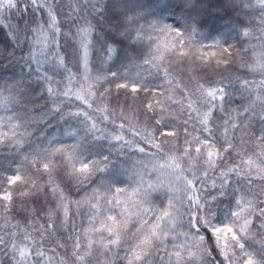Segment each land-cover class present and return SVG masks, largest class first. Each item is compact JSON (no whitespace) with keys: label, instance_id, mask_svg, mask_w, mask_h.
I'll return each instance as SVG.
<instances>
[{"label":"snow or ice","instance_id":"snow-or-ice-1","mask_svg":"<svg viewBox=\"0 0 264 264\" xmlns=\"http://www.w3.org/2000/svg\"><path fill=\"white\" fill-rule=\"evenodd\" d=\"M179 7L183 25L170 0H0V62L20 69L0 107L26 105L34 79L41 122L73 138L32 142L27 108L0 118V264H264V0ZM214 8L216 51L178 73L165 53L188 55Z\"/></svg>","mask_w":264,"mask_h":264},{"label":"trees","instance_id":"trees-1","mask_svg":"<svg viewBox=\"0 0 264 264\" xmlns=\"http://www.w3.org/2000/svg\"><path fill=\"white\" fill-rule=\"evenodd\" d=\"M7 30L0 31V56H7L9 52L12 51V49L7 47L8 37L6 36ZM121 49H127V44H123L120 46ZM144 49H140L139 52H136V54H141ZM26 51V49H25ZM131 50H129L130 52ZM17 57L21 55L20 50L16 51ZM186 70V69H185ZM184 70V71H185ZM209 72L211 73V69H209ZM229 73H225V75H228ZM232 75H235L237 73H231ZM243 74V73H239ZM20 75V69L19 67L12 68L11 65L8 63V61H2L0 62V91H3L5 88L11 89L14 87V85L18 82V78ZM59 78V77H58ZM249 79H256L259 80L258 75H249ZM184 79L187 80V75H184ZM27 89V100L29 101L26 105H19L16 109L13 111H9L8 109L12 108V105H8V108L0 107V118H3L4 125H8V119L9 116H15L18 112L22 114L23 109L27 108L30 113V119L33 121L32 126L29 128V131L33 132L34 134L31 137V141L34 143H39L43 141V135L46 136H56V139L66 145H70L73 143V138L67 137L63 135V129L67 127V125H64L63 122H58L57 119H52L51 126L46 125L45 123L41 122V117L44 118V120L49 119V115H46L48 113V107L46 105V94H43V88L44 86L42 84H38L34 79L28 80L25 79L24 81ZM5 96L8 95L7 92L4 93ZM115 97L112 98V106L114 107V101ZM16 121L13 120V123ZM0 131H8L7 127L0 126ZM22 131V130H21ZM46 143V141H44ZM7 151H0V161H2V158L4 156H7ZM138 155V154H137ZM125 167H131V162L129 164L125 165ZM132 172L129 171L127 175H122L120 177V180L123 182L119 186L120 187H126L131 190L132 187L135 186L134 180L131 178ZM147 179V177H145ZM90 194V189L87 193L84 192V190H80L79 192L73 191L72 197L73 199H79L81 196ZM159 203V201H157ZM72 211H76L75 207L73 206ZM82 217L77 216L74 217V221L76 225H80L82 221Z\"/></svg>","mask_w":264,"mask_h":264},{"label":"rangeland","instance_id":"rangeland-1","mask_svg":"<svg viewBox=\"0 0 264 264\" xmlns=\"http://www.w3.org/2000/svg\"><path fill=\"white\" fill-rule=\"evenodd\" d=\"M154 0H133V3H140L143 4L145 8H147L150 3H153ZM170 2L173 5L177 6V11L175 13V15H169L166 14L165 15V22L169 23V24H173V25H183V19H181V9H180V5L183 3V0H170ZM207 2L209 4L212 5H217L219 0H207ZM223 15V12L221 11L219 14H217L216 9L214 8L212 10V14L208 15H202L199 17L200 20V27H198L196 33L194 35L191 36L190 38V50L188 51V55L186 56H181L180 53H176V52H167L165 53L168 62H170L177 70L178 73H181L182 75L184 74V70L188 69L189 65L193 64V61L195 59V55L198 54V52L203 49L204 51H208V52H212V51H216V48L211 47L212 45H214L215 43V39H218V30L221 29V25L223 24V20L220 19V16ZM149 20L154 19L153 17L149 16L148 17ZM141 23H144V21H141ZM166 37L161 36L159 43L163 44L165 41ZM232 43L235 44V41H231ZM239 49V45H237L236 50ZM144 52V50H143ZM142 52V53H143ZM129 54L132 55H140V54H136V53H132L131 51L129 52ZM235 54V52H234ZM244 60L248 59V57H244ZM237 62L240 63L242 62L239 58H237ZM120 66V61H116L115 64L113 65L111 62L107 65H105V69L107 68H111L112 71H116L117 68H119ZM99 61L95 62V67L93 68V72L96 71L97 68H99ZM214 67V65H213ZM229 74L234 73L232 71V69H229V71L227 72ZM179 78V77H178ZM159 83V82H157ZM105 87H111L112 89V93H113V97H115V102L114 107H116L117 105V99H116V89H115V85H105ZM123 96L121 95L119 97V102H123ZM235 106V105H233Z\"/></svg>","mask_w":264,"mask_h":264}]
</instances>
